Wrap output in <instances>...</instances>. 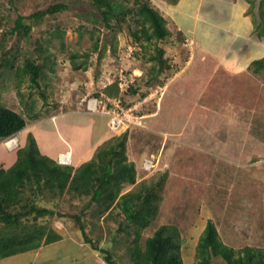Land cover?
<instances>
[{
  "label": "rangeland",
  "instance_id": "374dc122",
  "mask_svg": "<svg viewBox=\"0 0 264 264\" xmlns=\"http://www.w3.org/2000/svg\"><path fill=\"white\" fill-rule=\"evenodd\" d=\"M13 1L18 8L16 12L24 14L33 10L31 6L44 8L48 4L46 0ZM145 1L162 14L170 35L163 42L154 40L151 47L144 50L140 45L145 46L144 41L135 43L132 40L131 32L135 28L131 19L126 22L112 20L110 27H106L98 12L89 3L79 0H74L72 10L46 16L32 26L28 43L9 39L7 48L10 45L14 48L12 61L15 68L1 79L0 101L27 118L33 115L38 120L62 111L77 110L89 100L97 102V111L90 113L102 114L106 110L122 117L120 126L113 130V137L127 134L126 156L128 162L134 164L137 176L135 185L123 184L121 194L135 192L140 184L161 187L157 191V213L140 232L138 244L141 247L159 226L173 225L182 239V263L197 264L195 248L210 220L226 246L237 252L250 247L264 254V65L258 71L257 65L251 63L244 74L241 71L233 73V67L227 63L217 71L210 69L209 63L214 67L215 56L222 53H209L215 42L223 43V35L219 33L217 39L211 40L203 38L199 22L196 34L205 48L202 50L197 41L198 46L192 53L191 35L183 30L187 26L184 17L188 16L189 25L193 10L185 8L178 13L171 7L166 13L162 9L165 2L175 0ZM203 2L199 4L198 11L203 10L198 12L197 19L206 17ZM252 2L254 6H250V11L258 25V0ZM126 7L134 9L131 1ZM183 7L189 6L179 5L176 9ZM14 12L8 0L5 4L0 2V17ZM173 21L183 27L182 34ZM10 28L11 22H5L0 28V36L2 31ZM254 32L256 40L264 44V25L255 28ZM57 33H62V38L54 36ZM154 45L164 49L169 71L158 72L157 67L154 70L157 65L149 60L154 54ZM40 48L50 60L46 63L44 77L35 87L28 76L18 77L15 71L23 67L24 58L35 59V50ZM263 49L258 47L255 56L262 55ZM190 52L192 58L195 53L201 54L191 66L183 67L184 57H189ZM202 54L207 57L206 61L205 58L199 60ZM72 55H75L73 61ZM179 55L182 58L177 61ZM73 63L80 69L75 70ZM120 74L130 80V86L137 92H120L117 87L118 92L113 88V96H108L105 89L115 86ZM69 118L71 122L73 117ZM57 125L56 138L68 140L75 155H80L84 126L72 124L67 128L62 121ZM41 128L44 132L40 141L41 154L47 157L59 149V143L52 127L51 131H45V125ZM11 138H17V135ZM5 140L0 142L3 147L16 148H12V143L4 146ZM106 143L108 140L91 150L89 161ZM11 160L0 150L3 167L9 168ZM145 160L151 161L154 168L141 169ZM73 203L78 202L74 200ZM90 215L87 213V222L94 221ZM120 218L117 210L107 219L95 221L96 232L101 230L103 241L108 240L109 231H115ZM54 227L62 233V241L2 259L0 264H105L97 253L81 242L73 225L56 221ZM117 235L122 241L112 251H116L119 264H128L133 233L127 238L123 233ZM211 264L226 263L217 258Z\"/></svg>",
  "mask_w": 264,
  "mask_h": 264
},
{
  "label": "trees",
  "instance_id": "16d2710c",
  "mask_svg": "<svg viewBox=\"0 0 264 264\" xmlns=\"http://www.w3.org/2000/svg\"><path fill=\"white\" fill-rule=\"evenodd\" d=\"M46 1L48 4L44 8L31 6L33 10L24 14L17 13V5H14L13 0H8L15 12L0 17L1 29L5 22L10 21L12 24V28L2 31L0 36V84L3 75L15 68L12 61L15 57L12 54L14 48L11 45L7 48V41L14 38V42L22 40L28 43L32 26L42 22L46 16L67 12L75 6L74 0L73 3L72 0ZM80 1L89 3L106 27H110L112 20L126 22V19H131L135 28L131 32L132 40L135 43L144 41L145 46L140 44L143 50L151 47L154 40L163 42L170 35L166 20L148 1ZM130 1L134 9L126 7ZM249 1L252 6L254 2ZM0 2L5 4V0ZM258 11L260 22L258 25L255 23L257 29L264 25V0H258ZM61 35L62 33H57L54 36L60 39ZM35 51L37 57L24 58L23 67L17 68L15 75L28 76L32 85L38 87V80L44 77V69L50 58L41 48ZM153 51L149 60L157 65L154 70L157 67L158 72L164 69L169 71V61L164 58V49L155 46ZM73 56L75 55H72V61ZM37 60L41 62L37 63ZM252 65H257L258 70L264 65V60L254 61ZM73 66L75 70L80 69L75 64ZM116 85L106 88L105 93L113 96L111 89L115 88L114 91L118 92ZM127 90L132 94L137 92L132 85ZM28 116L30 118L6 107L0 101V142L17 135L28 122L37 120L33 115ZM126 142V133L116 138L111 136L93 159L77 168L72 164L60 165L57 158L52 160L41 155L31 135L24 147L18 144L13 149L16 151L14 164L9 168L0 166V260L34 252L42 246L62 241V233L54 227L57 221L73 225L81 236V242L97 253L105 264H119L118 255L112 249L122 241L117 235L121 233L125 234V238L133 233L128 264H183L180 249L182 239L176 226L161 225L151 237L146 238L143 247L138 244L140 232L157 213V191L161 187L157 189L150 184H140L135 192L121 194L123 184L135 185L137 176L134 164L127 160ZM74 200L78 203L74 204ZM117 210L122 218L117 220L115 231L108 232V240L103 241L101 230L96 232L98 228L95 221L99 218L107 219ZM87 213L91 214L94 221L87 222ZM195 257L197 264H211L217 258L226 264H264L262 252L250 247L237 252L226 246L210 220L206 222L198 239Z\"/></svg>",
  "mask_w": 264,
  "mask_h": 264
},
{
  "label": "crops",
  "instance_id": "0c3cea01",
  "mask_svg": "<svg viewBox=\"0 0 264 264\" xmlns=\"http://www.w3.org/2000/svg\"><path fill=\"white\" fill-rule=\"evenodd\" d=\"M201 1H204L202 4H205L204 11L206 12V17H200L197 19V17H199L198 12L203 10L198 11ZM250 3L251 2L249 0H207V2H205V0H175L172 3L169 1L165 2L162 9L165 10L166 13H169V9L171 7H173L178 13L183 12L185 8L193 10L190 14L189 25L188 16L184 17L187 25L184 26V30L183 27L175 24L176 22L173 21V24H175L178 31L181 30L182 32L183 30L186 34L191 35L192 38H189L194 43V46L190 47V50H192L191 52L194 53L193 50L196 49L194 47L198 46L197 41H199V45L202 50L205 48V45L202 41H200L201 37L199 35L197 37L196 34L197 28L199 27L198 23L200 22L202 24L200 26V33H203V38L207 40L217 39L215 37L219 33L224 37L223 43H221L223 45L215 42L212 51L209 53V55H213V52L217 51L222 53L215 56L214 67L209 63L211 66L210 69L215 68V71H217L220 66L223 67V65L227 63V65L230 64L229 66L233 67L235 71L233 73H239L241 71L240 73L244 74L245 70L251 66V63L253 64L254 61L264 58V49L262 50V55H259V57L255 56L258 47L262 48L264 47V44H262L260 40H256L258 39L255 35L256 33L254 32L256 25L253 14L250 11V8L252 7ZM179 5L189 7L176 9ZM191 52L187 54L189 57H184L185 63L183 64L185 65L183 67L191 66L193 61L201 54V52L195 53V57L192 58L190 57V54H192ZM180 57L182 58L181 55L177 57V61L181 60ZM203 58H205L206 61L207 57L203 54L199 60H203ZM174 62L175 61H173V63ZM213 75L214 74L212 73L211 76ZM69 117H73L71 121L73 125L84 126L82 130V134L85 135L82 142L83 148L80 150V155L78 156L75 155L73 145L68 142V140L62 139V141H60V138H56V129L58 128L57 122L62 121L67 128L69 126H73L70 124L71 122ZM43 125L46 126L45 131H51V127L53 128L52 132L56 135L55 140L59 143V146L57 147L59 149L55 150L47 157L55 160L58 154L71 150V161L74 168L88 162L91 157V155H89L91 150L94 147H99L100 144L104 143L115 134V132L110 128V118L107 115L92 114L87 112L84 107H78L77 110L72 109L62 111L56 113V115L46 117L45 119H37L35 121L28 122L26 127L17 134L20 147L25 146L28 136L31 135L34 138L37 148L41 154L42 151L40 148V141H42L44 137V132L41 128ZM86 141L90 142L86 144ZM0 150L5 156L12 158L9 163V165L12 166L16 161V151L8 150L1 144ZM87 156L88 158H86ZM0 166H2V164H0Z\"/></svg>",
  "mask_w": 264,
  "mask_h": 264
},
{
  "label": "built area",
  "instance_id": "2783aa9c",
  "mask_svg": "<svg viewBox=\"0 0 264 264\" xmlns=\"http://www.w3.org/2000/svg\"><path fill=\"white\" fill-rule=\"evenodd\" d=\"M123 75L120 74V77H118V83H117V87L119 88V91L120 92H126L127 89L129 88L130 86V80H128L126 77V79H122ZM118 104H120V100H118L117 102ZM82 105V104H81ZM82 107H84V109L87 111V112H95L97 111V102L96 101H91L89 100L86 105H82ZM102 114H105L107 116H109V118L111 119L110 120V124L112 125L111 129L114 130L115 126L119 127L120 125L118 124L122 119V117H119V115H115V112H109V111H104L102 112ZM17 138H14V141H13V144H12V148L13 147H17L18 143H17ZM68 153L71 154L70 151L68 152H63V153H60L58 154L57 156V163L60 164V165H64V166H67V165H70L71 164V160H70V156L67 158V155ZM151 168H154V165L152 164L151 161H148V160H145L143 162V165L141 167V169L145 170V171H149Z\"/></svg>",
  "mask_w": 264,
  "mask_h": 264
},
{
  "label": "bare ground",
  "instance_id": "6f19581e",
  "mask_svg": "<svg viewBox=\"0 0 264 264\" xmlns=\"http://www.w3.org/2000/svg\"><path fill=\"white\" fill-rule=\"evenodd\" d=\"M14 71V70H13ZM4 72V71H3ZM3 74V73H2ZM1 76V75H0ZM15 79V78H14ZM41 79V78H40ZM16 140H18V139H16ZM13 141H14V138H10V139H7V140H5V144H4V146H10L11 145V143L13 144ZM70 156V159H71V154L70 153H68V155H67V158Z\"/></svg>",
  "mask_w": 264,
  "mask_h": 264
},
{
  "label": "clouds",
  "instance_id": "9594fccd",
  "mask_svg": "<svg viewBox=\"0 0 264 264\" xmlns=\"http://www.w3.org/2000/svg\"><path fill=\"white\" fill-rule=\"evenodd\" d=\"M69 151H70V150H69ZM66 152H68V151H66ZM71 164H72V161H71ZM71 164H70V165H71Z\"/></svg>",
  "mask_w": 264,
  "mask_h": 264
}]
</instances>
